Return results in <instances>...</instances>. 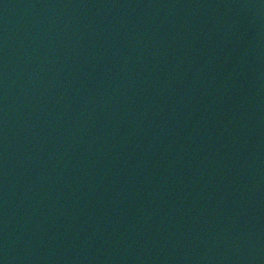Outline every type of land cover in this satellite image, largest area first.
<instances>
[{
	"label": "water",
	"instance_id": "95a60500",
	"mask_svg": "<svg viewBox=\"0 0 264 264\" xmlns=\"http://www.w3.org/2000/svg\"><path fill=\"white\" fill-rule=\"evenodd\" d=\"M0 264H264V0H0Z\"/></svg>",
	"mask_w": 264,
	"mask_h": 264
}]
</instances>
